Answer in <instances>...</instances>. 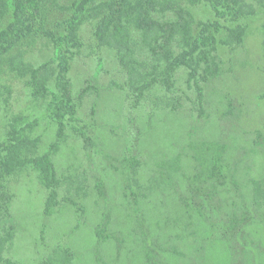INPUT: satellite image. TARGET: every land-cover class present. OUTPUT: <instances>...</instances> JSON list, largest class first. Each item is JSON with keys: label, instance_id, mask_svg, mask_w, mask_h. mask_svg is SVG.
I'll return each instance as SVG.
<instances>
[{"label": "rangeland", "instance_id": "1", "mask_svg": "<svg viewBox=\"0 0 264 264\" xmlns=\"http://www.w3.org/2000/svg\"><path fill=\"white\" fill-rule=\"evenodd\" d=\"M193 13L197 22L214 17L204 3ZM245 23L242 44L218 50L220 77L191 87L182 69L172 90L156 84L139 99L115 51L99 47L85 24L69 73L78 114L60 139L48 104L23 81L0 78V135L7 107L37 120L41 152L52 154L61 181L47 211L49 192L35 173L14 180L15 234L7 255L16 264H153L151 248L159 247L178 264H192L202 253L205 264H229L230 247L211 240L193 207V187L222 135L232 147L240 191L264 187V12ZM53 57L44 37L27 54L35 65ZM227 107L235 111L226 118ZM259 215L247 240L255 244L247 247L264 256V205Z\"/></svg>", "mask_w": 264, "mask_h": 264}, {"label": "trees", "instance_id": "2", "mask_svg": "<svg viewBox=\"0 0 264 264\" xmlns=\"http://www.w3.org/2000/svg\"><path fill=\"white\" fill-rule=\"evenodd\" d=\"M201 3L211 9L212 19L197 22L193 8ZM259 11L264 12V0H0V78L23 81L36 99L48 104L60 139L78 114L69 73L83 46L85 24L92 25L99 47L115 51L139 99L156 84L172 90L182 69L191 87L220 77V46L242 44L248 28L243 22ZM55 13L62 18L52 23ZM42 37L53 47L54 57L35 65L27 54ZM227 111L226 118L235 110ZM6 112L10 114L0 135V264H16L7 255L15 234L14 180L35 173L49 192L47 211L56 204L61 181L52 154L41 152L38 121L10 107ZM222 139L211 148L206 175L195 177L193 207L211 228V240L230 247L229 264H262L260 248L250 249L248 243H255L247 240L264 205V187L256 183L253 194L246 186L245 195L240 191V179L232 173L237 167L230 160L232 147L226 135ZM149 255L153 264H178L163 247L151 248ZM204 256L199 254L192 264H205Z\"/></svg>", "mask_w": 264, "mask_h": 264}]
</instances>
